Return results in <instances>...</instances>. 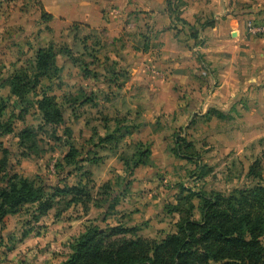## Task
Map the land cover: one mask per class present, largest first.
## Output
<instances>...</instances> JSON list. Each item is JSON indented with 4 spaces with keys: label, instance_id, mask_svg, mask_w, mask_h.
<instances>
[{
    "label": "rangeland",
    "instance_id": "rangeland-1",
    "mask_svg": "<svg viewBox=\"0 0 264 264\" xmlns=\"http://www.w3.org/2000/svg\"><path fill=\"white\" fill-rule=\"evenodd\" d=\"M186 4L178 0L170 29L178 50L191 51L195 60V15L192 22L186 19ZM43 12L41 0H0V107L2 122L13 129L0 133V160L6 156L7 172L36 180L49 194L82 185L93 201L88 210L66 208L59 195L47 215L39 214L38 204H26L6 216L0 223V264H61L72 252L70 243L90 225L135 228L126 237L161 240L177 231L182 213L169 208L179 202L181 188L228 195L235 188L264 185V136L255 132V118L239 116L232 107L225 118L215 112L195 115L189 111L195 99L182 85L169 92L180 102L176 111L155 108L154 89L136 77L133 64L134 51L147 48L149 38V13L143 6L118 37L78 21L47 19ZM65 13L70 19L77 7L68 5ZM50 44L61 51V73L44 79L39 90L56 97L64 114L59 125L45 123L35 95L23 100L9 85L10 76L30 67L37 51ZM247 126L252 131L245 132ZM26 129L34 132L35 141L21 139ZM176 135L194 145V160L175 155ZM139 143L151 147V163L129 174L124 161L133 162ZM70 152L72 165L66 161ZM257 160L261 179L248 175ZM193 203L194 217L201 220V202L194 198Z\"/></svg>",
    "mask_w": 264,
    "mask_h": 264
},
{
    "label": "trees",
    "instance_id": "trees-1",
    "mask_svg": "<svg viewBox=\"0 0 264 264\" xmlns=\"http://www.w3.org/2000/svg\"><path fill=\"white\" fill-rule=\"evenodd\" d=\"M167 1L170 14H178V0ZM42 17L53 19L45 11ZM195 34L193 38L197 39ZM59 52L54 44L40 48L31 66L15 71L9 80L11 93L16 97L28 100L29 96H36L35 103L45 123L52 125L64 122L62 108L55 96L39 88L42 89L44 79L60 77ZM84 101L90 102L91 99L85 97ZM3 109L1 106L0 133L9 134L13 129L11 124L2 122ZM213 112L219 117L227 116L216 108H211L207 114ZM35 137L31 130L21 132L23 140L33 142ZM36 145L34 142L33 146ZM173 151L178 157L190 161L195 159L194 145L181 135H176ZM73 154L70 152L66 156L69 165L75 160ZM151 155V147L139 143L133 162L124 161L129 174L140 166H149ZM0 161V173L3 174L0 178V223L6 216L18 213L26 204H38L39 214L47 215L59 195L64 197L66 208L82 205L88 210V203L93 201L92 195L82 185L59 187L49 194L46 187L36 180L7 172L6 156ZM248 175L261 179L258 160L250 166ZM4 182L5 187L2 186ZM181 193L179 202L169 208V212L182 213L175 233L161 240L147 239L126 237L134 233L135 228L115 226L104 229L90 225L70 243L72 252L61 264H264V185L235 188L228 195L216 191L197 192L185 187L181 188ZM194 198L201 202V220L193 214ZM95 206L102 207V204L96 202Z\"/></svg>",
    "mask_w": 264,
    "mask_h": 264
},
{
    "label": "crops",
    "instance_id": "crops-1",
    "mask_svg": "<svg viewBox=\"0 0 264 264\" xmlns=\"http://www.w3.org/2000/svg\"><path fill=\"white\" fill-rule=\"evenodd\" d=\"M61 1L41 0L44 11L53 19L106 29L113 37L124 30L138 5L143 6L149 13V38L146 51H134L138 55L133 64L139 72L136 77L151 81L146 85L154 89L155 108L167 114L176 111L180 102L169 92L182 85L195 99L191 100L194 107L189 108L195 115H206L211 108L227 114L230 107L235 113L238 108L239 116L255 118V132L264 136V38L250 37L245 25L250 20L264 21V0H184L186 19L192 22L195 15V60L191 51L185 53L174 44L176 35L170 29L172 16L167 0ZM68 5H75L78 11L70 19L65 13ZM250 127L245 132L252 131Z\"/></svg>",
    "mask_w": 264,
    "mask_h": 264
},
{
    "label": "built area",
    "instance_id": "built-area-1",
    "mask_svg": "<svg viewBox=\"0 0 264 264\" xmlns=\"http://www.w3.org/2000/svg\"><path fill=\"white\" fill-rule=\"evenodd\" d=\"M248 32L254 36L264 38V21L263 22H255L250 20L248 23Z\"/></svg>",
    "mask_w": 264,
    "mask_h": 264
}]
</instances>
